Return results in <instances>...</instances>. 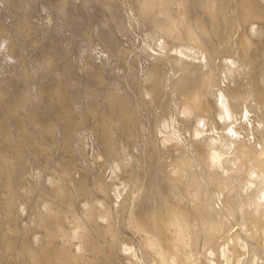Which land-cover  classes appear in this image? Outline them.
<instances>
[{
    "label": "bare ground",
    "instance_id": "obj_1",
    "mask_svg": "<svg viewBox=\"0 0 264 264\" xmlns=\"http://www.w3.org/2000/svg\"><path fill=\"white\" fill-rule=\"evenodd\" d=\"M1 54L0 264H264V0H0Z\"/></svg>",
    "mask_w": 264,
    "mask_h": 264
},
{
    "label": "rangeland",
    "instance_id": "obj_2",
    "mask_svg": "<svg viewBox=\"0 0 264 264\" xmlns=\"http://www.w3.org/2000/svg\"><path fill=\"white\" fill-rule=\"evenodd\" d=\"M14 10L13 12L10 13L9 17L7 18L8 22L13 18L14 20V23L18 22V26H17V29L20 28L21 31L23 32V36H24V41H27V14L24 13L20 8H19V4H16L14 2ZM40 21V20H39ZM18 36V34L16 35ZM8 36L6 35L5 36V39L7 40ZM4 43V42H3ZM1 44L2 47H4V44ZM5 44H7V41L5 42ZM25 47V51L27 52V44L24 43ZM6 46V45H5ZM3 54L0 55V69H1V65H2V56ZM6 72H8L6 70ZM0 76L2 77H5L7 76L8 77V73L5 75V72H0Z\"/></svg>",
    "mask_w": 264,
    "mask_h": 264
}]
</instances>
